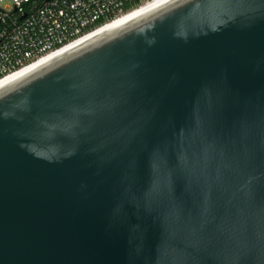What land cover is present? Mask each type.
<instances>
[{
	"label": "water",
	"instance_id": "1",
	"mask_svg": "<svg viewBox=\"0 0 264 264\" xmlns=\"http://www.w3.org/2000/svg\"><path fill=\"white\" fill-rule=\"evenodd\" d=\"M0 264H264V0H172L1 88Z\"/></svg>",
	"mask_w": 264,
	"mask_h": 264
},
{
	"label": "built area",
	"instance_id": "2",
	"mask_svg": "<svg viewBox=\"0 0 264 264\" xmlns=\"http://www.w3.org/2000/svg\"><path fill=\"white\" fill-rule=\"evenodd\" d=\"M0 0V80L153 0Z\"/></svg>",
	"mask_w": 264,
	"mask_h": 264
},
{
	"label": "bare ground",
	"instance_id": "3",
	"mask_svg": "<svg viewBox=\"0 0 264 264\" xmlns=\"http://www.w3.org/2000/svg\"><path fill=\"white\" fill-rule=\"evenodd\" d=\"M172 0H153L152 2L141 6L140 8L135 9L134 11H131L129 13H126L124 15H122L121 17L113 20L112 22L97 28L96 30L84 35L83 37L79 38L78 40L66 45L65 47L61 48L60 50L53 52L43 58H40L39 60L33 62L32 64L4 77L3 79L0 80V89L4 88L5 86L13 83L14 81L20 79L21 77L25 76L26 74L30 73L31 71L35 70L36 68L42 66L43 64H45L46 62L52 60L53 58H55L56 56L62 54L63 52L74 48L78 45H80L81 43H84L88 40L94 39L96 37H99L101 35H104L106 33H109L121 26H124L126 24H128L129 22L147 14L148 12L155 10L165 4H167L168 2H170Z\"/></svg>",
	"mask_w": 264,
	"mask_h": 264
},
{
	"label": "rangeland",
	"instance_id": "4",
	"mask_svg": "<svg viewBox=\"0 0 264 264\" xmlns=\"http://www.w3.org/2000/svg\"><path fill=\"white\" fill-rule=\"evenodd\" d=\"M5 3H7V1H6V0H4L3 4H5Z\"/></svg>",
	"mask_w": 264,
	"mask_h": 264
}]
</instances>
